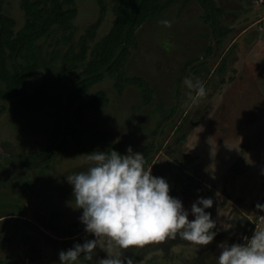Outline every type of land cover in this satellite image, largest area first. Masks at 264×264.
<instances>
[{
	"label": "rangeland",
	"instance_id": "rangeland-1",
	"mask_svg": "<svg viewBox=\"0 0 264 264\" xmlns=\"http://www.w3.org/2000/svg\"><path fill=\"white\" fill-rule=\"evenodd\" d=\"M23 1H0L14 34L25 24ZM114 5L65 3L75 11L70 40L54 27L27 59L7 61L10 73L19 65L33 68L24 94L35 101L25 110L0 97V264H59L60 251L92 238L66 178L86 169L85 154L93 150L126 154L131 146L142 153L146 168L168 181L169 194L185 209L212 198L205 211L214 230L237 237L221 243H247L264 230V209L257 208L264 205V0H160L135 33L123 67L105 72L71 103L70 89L85 79L113 27ZM83 47L86 60L74 61ZM186 77L206 87L191 110ZM186 246L177 237L125 255L135 264L164 257L166 264H191L195 255ZM220 251L217 245L206 264H217ZM77 264L93 262L81 257Z\"/></svg>",
	"mask_w": 264,
	"mask_h": 264
},
{
	"label": "clouds",
	"instance_id": "clouds-1",
	"mask_svg": "<svg viewBox=\"0 0 264 264\" xmlns=\"http://www.w3.org/2000/svg\"><path fill=\"white\" fill-rule=\"evenodd\" d=\"M171 27L168 20H161ZM185 108L191 110L206 96L205 83L186 77ZM87 167L66 179L72 187L84 232L92 238L74 243L58 253L59 264H77L82 257L93 264H135L126 250L144 248L177 237L195 245H209L217 235L216 221L205 211L212 198H198L185 209L171 196L168 181L152 175L142 153L93 150L85 154ZM257 208L264 209L258 204ZM189 215L193 218L189 220ZM217 264H264V230L255 231L247 243H220ZM97 250L105 253L95 259Z\"/></svg>",
	"mask_w": 264,
	"mask_h": 264
},
{
	"label": "trees",
	"instance_id": "trees-1",
	"mask_svg": "<svg viewBox=\"0 0 264 264\" xmlns=\"http://www.w3.org/2000/svg\"><path fill=\"white\" fill-rule=\"evenodd\" d=\"M113 1L115 3L113 27L103 38L94 54V59L85 67L82 73L85 79L70 89L71 103L81 99L87 89L98 84L105 72L118 71L123 67L129 49L133 45L135 33L150 16L155 14L156 4L160 0ZM71 2L72 0H24L22 9L25 24L17 34L13 33V22L0 16V83L5 85V90L0 94L1 98H14L18 106L25 110L33 108L35 100L24 94L25 85L33 68L19 65L14 67L13 72L10 73L7 61L14 58L27 59L34 44L49 36L54 27L69 32V36L63 37V41L68 42L72 37V21L75 11L70 8L66 9L64 4ZM213 13L217 19L219 10H213ZM85 60L86 50L84 48L80 54L75 56L74 61L84 62Z\"/></svg>",
	"mask_w": 264,
	"mask_h": 264
},
{
	"label": "flooded vegetation",
	"instance_id": "flooded-vegetation-1",
	"mask_svg": "<svg viewBox=\"0 0 264 264\" xmlns=\"http://www.w3.org/2000/svg\"><path fill=\"white\" fill-rule=\"evenodd\" d=\"M227 236H234L235 238H237L235 233L228 230V231H225L222 233L217 232V235L215 236L214 240L209 245H205V246L204 245H195V244H192L191 242L183 240L189 247L192 246V248H193V253L195 255V258L193 259L191 264H206L208 261V258L210 259V256L213 253L214 249L217 247L218 244H220L222 241H224L223 239H225ZM236 240H237V242H240L239 239H236ZM188 246H186V247H188ZM100 254H99V257H101V258H103L105 256L102 254L100 256ZM99 257H95V259H99ZM141 260L142 259L139 256L137 262L139 263ZM168 262H169L168 259H166V257H164L163 263H158L154 260L151 261L150 259L146 260L143 263L144 264H166Z\"/></svg>",
	"mask_w": 264,
	"mask_h": 264
}]
</instances>
